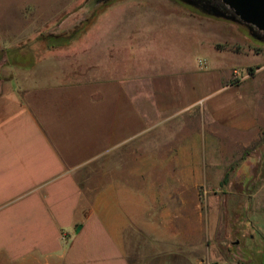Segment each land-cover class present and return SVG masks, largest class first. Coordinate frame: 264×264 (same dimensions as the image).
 <instances>
[{"label": "crops", "instance_id": "1", "mask_svg": "<svg viewBox=\"0 0 264 264\" xmlns=\"http://www.w3.org/2000/svg\"><path fill=\"white\" fill-rule=\"evenodd\" d=\"M204 25L198 40L209 53L191 62L166 54L139 72L133 60L111 50L118 48L114 38L96 42L98 56L95 44L88 51L82 45V58L73 46H37L29 66L11 63L3 52L0 264H56L47 235L64 215L69 225L58 224L56 238L69 254L82 255V264H120L117 257L122 264H181L166 257L168 235L184 234V224L203 219L209 193L218 194V207L226 204L230 221V193L200 186L204 167L183 166L188 149L177 120L199 116L211 125L209 142L218 141L217 126L238 132L245 149L264 145V46L219 45L226 38ZM138 46L126 45L128 56ZM0 49H7L2 40ZM184 175L195 178L184 182ZM263 175L238 183L239 206L253 226L264 221ZM4 234H20L15 259L1 244ZM28 236L30 246L22 243ZM103 241L118 254L89 258Z\"/></svg>", "mask_w": 264, "mask_h": 264}, {"label": "rangeland", "instance_id": "2", "mask_svg": "<svg viewBox=\"0 0 264 264\" xmlns=\"http://www.w3.org/2000/svg\"><path fill=\"white\" fill-rule=\"evenodd\" d=\"M199 23L212 28L217 36L224 37L222 39L226 38L227 42L219 45L249 47L254 51L258 46H264V41L252 37L245 26L203 14L180 0H0V40L7 45V49H0V60L6 52L11 63L29 66L35 61L36 52L33 50L37 46L60 50H69L73 46L75 55L82 58V45L88 51L89 46L95 44V52L91 48L94 55L88 54L98 56L96 42L114 38L119 39L118 51L115 47L111 50L120 56L125 54L126 61L133 60L132 67L139 72L158 64L157 61L166 54H175L180 60L191 62L209 53V49L201 46L198 40L202 30ZM132 26L139 29L132 31ZM131 42L139 45L135 48L134 58L128 56L131 52L126 48ZM245 58L250 61L256 59L251 55ZM177 121L181 128L182 146L188 149L184 151L183 166L197 163V166L204 167L206 174L199 175L197 182L210 188L211 193H230L233 206L228 222L226 204L218 207L214 204L218 194L209 193L207 207H202L203 219H199L197 224H184V234L168 235L172 240L166 247V257L176 258L175 261L181 264H264V221L255 226L250 223L253 218L246 221L245 208L239 206L241 196L238 195V183L250 181L251 184L264 174V145L253 143L251 148L245 149L238 132H218L217 126L214 129L219 139L209 142L207 131L211 125L202 122L199 116L185 113ZM175 140L179 141L178 138ZM178 141L176 144L179 146ZM186 153L189 157L192 155V159L185 157ZM191 178L195 176H183L184 182H192ZM213 211L221 216L213 217ZM239 216L241 218L236 221ZM61 217H57L53 233L50 229L47 235V244L54 249L53 258L56 264H82V255L69 254L70 251L66 252L64 248L68 244L56 238L57 225H69L68 216ZM4 236L1 244L8 248L13 258L16 257L19 250L16 246L21 244L20 234ZM32 242L28 236L22 243L30 246ZM101 243L102 250L94 251L89 258L118 254L110 242ZM197 258H200L199 263ZM117 260L123 263V258L117 257Z\"/></svg>", "mask_w": 264, "mask_h": 264}, {"label": "water", "instance_id": "3", "mask_svg": "<svg viewBox=\"0 0 264 264\" xmlns=\"http://www.w3.org/2000/svg\"><path fill=\"white\" fill-rule=\"evenodd\" d=\"M203 14L245 26L250 35L264 41V0H180Z\"/></svg>", "mask_w": 264, "mask_h": 264}, {"label": "built area", "instance_id": "4", "mask_svg": "<svg viewBox=\"0 0 264 264\" xmlns=\"http://www.w3.org/2000/svg\"><path fill=\"white\" fill-rule=\"evenodd\" d=\"M198 65L200 66V68H205L207 66L206 60L204 58L198 59ZM62 237L66 238V234L62 233ZM216 264H222V263H216Z\"/></svg>", "mask_w": 264, "mask_h": 264}, {"label": "trees", "instance_id": "5", "mask_svg": "<svg viewBox=\"0 0 264 264\" xmlns=\"http://www.w3.org/2000/svg\"><path fill=\"white\" fill-rule=\"evenodd\" d=\"M42 39V38H41Z\"/></svg>", "mask_w": 264, "mask_h": 264}]
</instances>
